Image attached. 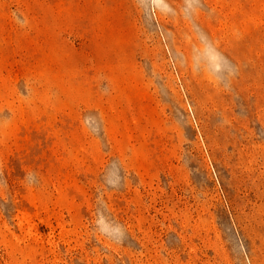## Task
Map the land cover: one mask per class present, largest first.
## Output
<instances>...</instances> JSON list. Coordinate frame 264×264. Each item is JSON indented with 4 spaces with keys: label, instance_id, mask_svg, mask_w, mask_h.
I'll return each mask as SVG.
<instances>
[{
    "label": "rangeland",
    "instance_id": "obj_1",
    "mask_svg": "<svg viewBox=\"0 0 264 264\" xmlns=\"http://www.w3.org/2000/svg\"><path fill=\"white\" fill-rule=\"evenodd\" d=\"M0 264H264V0H0Z\"/></svg>",
    "mask_w": 264,
    "mask_h": 264
}]
</instances>
